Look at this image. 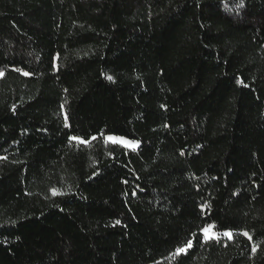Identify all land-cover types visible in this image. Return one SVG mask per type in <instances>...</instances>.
<instances>
[{"label": "trees", "instance_id": "trees-1", "mask_svg": "<svg viewBox=\"0 0 264 264\" xmlns=\"http://www.w3.org/2000/svg\"><path fill=\"white\" fill-rule=\"evenodd\" d=\"M0 73V264H264V0H0Z\"/></svg>", "mask_w": 264, "mask_h": 264}, {"label": "snow or ice", "instance_id": "snow-or-ice-1", "mask_svg": "<svg viewBox=\"0 0 264 264\" xmlns=\"http://www.w3.org/2000/svg\"><path fill=\"white\" fill-rule=\"evenodd\" d=\"M25 75H28V73H24ZM0 75H2V73H0ZM108 79L109 80H111L112 79V77H108ZM70 139H80V138H78V137H71ZM94 139V138H93ZM107 139H109V140H111V139H113L112 137H108ZM81 142H85L86 143V141H81ZM124 143L125 144H128V143H132L133 145L135 144V142H128V141H124ZM53 194H56V190H53ZM203 207V206H202ZM116 223L117 224H119L120 222L119 221H116ZM214 227V225H206L204 228H202L201 229V232L203 233V235H204V239H205V241H207V240H209V239H214V238H217L218 237V233H212L211 232V229ZM225 236H228L229 237V239H231L232 238V234H231V232H229V231H226V232H224L223 233ZM193 235H195V234H193ZM244 235H248L247 233H244ZM192 246V240H188L187 241V244L184 246V247H178L177 249H176V253L177 254H180V253H182V252H186L187 251V249L188 248H190ZM253 251H255V248L253 249Z\"/></svg>", "mask_w": 264, "mask_h": 264}, {"label": "rangeland", "instance_id": "rangeland-1", "mask_svg": "<svg viewBox=\"0 0 264 264\" xmlns=\"http://www.w3.org/2000/svg\"><path fill=\"white\" fill-rule=\"evenodd\" d=\"M108 137H112V138H113V139H111V140L108 139L109 141L116 142V143H120V144L122 143V144H124L125 146H129V147L133 146L131 143L125 144V143H124L125 140H123L122 138L120 139V138L115 137V136H107V137H106V140H107ZM211 232L214 233V232L212 231V229H211Z\"/></svg>", "mask_w": 264, "mask_h": 264}]
</instances>
